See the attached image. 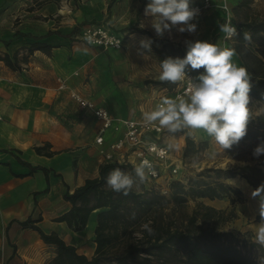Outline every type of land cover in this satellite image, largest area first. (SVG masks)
<instances>
[{"label":"crops","instance_id":"crops-1","mask_svg":"<svg viewBox=\"0 0 264 264\" xmlns=\"http://www.w3.org/2000/svg\"><path fill=\"white\" fill-rule=\"evenodd\" d=\"M24 1L0 0V264H47L56 255L55 246L38 230L21 223L39 216L35 223L41 229L58 233L91 258L97 246L96 212L79 230L57 217L71 207L65 192L99 176L105 162L101 150H107L124 128H108L104 144H98L101 120L72 93L107 108L113 116L136 117L116 104L121 97L115 92L114 69L80 41L83 25L75 29L79 18L72 14L82 13L59 6L50 12L47 6ZM36 42L43 45L36 47ZM233 61L243 66L238 55ZM229 181L253 204L246 215L240 212L249 222L237 226L255 238V226L261 222L259 200L246 179L235 176ZM230 202L208 198L219 209Z\"/></svg>","mask_w":264,"mask_h":264},{"label":"trees","instance_id":"trees-1","mask_svg":"<svg viewBox=\"0 0 264 264\" xmlns=\"http://www.w3.org/2000/svg\"><path fill=\"white\" fill-rule=\"evenodd\" d=\"M244 25L254 33L264 31V21L245 22ZM244 34V31L240 32V44L232 48L238 51L254 75L249 95L264 101V61L248 47L241 46L245 42ZM34 45L43 44L36 42ZM168 46L171 50H167ZM160 51L172 58L186 54L172 42H165ZM246 54L252 56L255 64L246 59ZM186 141L184 157L195 144L189 136ZM240 141H250L254 146L264 141V112L256 115L250 112L247 133ZM116 168L129 175L135 174V168L129 163H102L99 176L88 178L74 191L64 193L71 207L57 217L79 230L86 227L90 214L99 210L94 239L97 246L91 258L79 253L76 246L67 243L58 233L41 229L35 223L41 216L21 222L38 230L46 243L55 246L56 255L47 264H104L111 261L116 264H260L264 247L255 243L252 234L226 228L228 222L237 217L235 206L229 210L219 209L201 200L228 197L232 204L243 201V191L226 180L239 175L258 188L264 175L258 164L209 167L187 182L173 179L169 195L152 188L141 191L133 188L127 196L112 191L106 185V177ZM255 171L260 175L256 177ZM191 199L196 205L189 212L186 207ZM167 208L170 212H166ZM144 224L153 229L152 234L143 227Z\"/></svg>","mask_w":264,"mask_h":264},{"label":"rangeland","instance_id":"rangeland-1","mask_svg":"<svg viewBox=\"0 0 264 264\" xmlns=\"http://www.w3.org/2000/svg\"><path fill=\"white\" fill-rule=\"evenodd\" d=\"M32 2L35 6H47V10L50 12L56 10L58 6L63 7L64 11L69 13L80 11L82 13L79 14L80 17L72 14L76 19L79 18L76 26L87 23H104L123 36L124 45L119 49L95 46L83 39L80 41L85 42L94 49L96 59L106 60L110 69H114L115 92L117 96L121 97V99L115 100L116 104L119 102L120 105H123L127 110V115L131 117L143 118L144 113L156 110L164 98H186L187 78L192 76L195 79L204 71L203 68L187 70L186 77L175 83L161 81L159 79L158 63L168 58V55L160 51L165 42H172L184 53L187 50L186 41L202 40L218 43L221 47H236L240 44L242 37L238 35L231 39H225L224 34L218 28V24L230 22L232 26L236 27L239 34L244 31L251 37L250 42L245 41L241 46L248 47L264 61V31L254 33L244 25L245 22L264 21V0H210L209 6L203 8L197 20L193 21L197 23L195 33H180L173 28L171 32H165L162 37L157 36L151 27V18L144 15L148 0H32ZM204 2L205 0H192V6L202 5ZM22 8H25V5ZM141 29L145 31H141ZM142 39L151 40L150 52L141 47L140 41ZM241 49L243 50V47ZM167 50H171V47L168 46ZM236 53L242 60L243 66L250 73L252 82L254 75L245 65L238 51ZM176 57L180 56L174 58ZM246 59L255 64L250 54H246ZM249 97L248 107L251 114L256 115L264 112V101L257 100L250 95ZM114 118L116 120L114 129L117 131L121 127L117 128L119 120L123 117L114 116ZM122 135L123 133L120 136ZM188 136L194 140L195 144L188 151L187 156L184 157L183 152ZM160 139L172 150L173 159L178 164V171L175 173L166 171L158 178H151L145 173L146 179L143 183L140 182V178L136 174H133L131 176L134 180L133 188L135 190L141 191L152 188L162 194L169 195L171 180L180 179L187 182L190 177L199 176V173L209 167L230 168L240 164H258L264 172V155L255 157L253 151L258 145L254 146L250 141H239L232 148L223 150L202 129L191 130L187 128H181L175 133L164 128ZM262 142L264 141L259 144ZM131 165L134 168L137 167L134 164ZM254 175L257 177L260 173L255 171ZM236 177L243 178L239 175ZM226 181L232 185L229 178ZM261 184H264V175L258 187ZM250 186L253 191L256 189L253 185L250 184ZM261 195H264V192ZM234 196L237 198L238 195L234 194ZM256 198L259 200V197ZM226 199L229 198L226 197ZM201 200L209 204L208 197L201 198ZM230 204L225 210H229L234 205L237 217L228 222L226 228L235 232H245L238 230V226L245 225L246 219L248 223L249 218L244 216L241 218L240 212L246 215V212L253 207L252 202H248L244 198L243 201H236L235 204L230 202ZM195 205V200H189L186 210L190 212ZM95 212L97 214L99 210ZM166 212H170L169 208L166 209ZM135 234H138V232ZM104 264L116 263L111 261Z\"/></svg>","mask_w":264,"mask_h":264},{"label":"clouds","instance_id":"clouds-1","mask_svg":"<svg viewBox=\"0 0 264 264\" xmlns=\"http://www.w3.org/2000/svg\"><path fill=\"white\" fill-rule=\"evenodd\" d=\"M144 15L150 17L151 27L157 36L171 32L193 34L197 30L196 21L200 10L192 6V0H148ZM219 31L225 39L239 35L230 22L218 24ZM244 40L251 37L244 34ZM151 40L142 39L143 49L151 51ZM186 54L183 58L168 57L158 63L159 79L175 83L186 77L187 70L204 69L191 81L185 93L186 98H164L156 110L146 112L143 119L149 124L159 121L161 128L175 133L181 128L202 129L223 150L230 149L247 133L250 118L248 107L252 88L251 75L246 67L233 62L237 54L235 48L221 47L218 43L195 40L186 41ZM191 134V133H190ZM255 157L264 155V142L253 151ZM152 168L148 160L135 167L136 176L143 183L146 179L145 168ZM106 185L112 191L127 196L134 186L131 175L116 168L106 177ZM264 184L252 192L259 197V215L261 222L255 226V243L264 247ZM143 227L152 234L153 229L147 224ZM264 264V256L259 258Z\"/></svg>","mask_w":264,"mask_h":264},{"label":"built area","instance_id":"built-area-1","mask_svg":"<svg viewBox=\"0 0 264 264\" xmlns=\"http://www.w3.org/2000/svg\"><path fill=\"white\" fill-rule=\"evenodd\" d=\"M210 0H205L202 5H194L200 10L209 6ZM81 38L92 45L103 48H122L124 45L123 36L99 23H87L82 26ZM194 78L189 76L186 82V91ZM185 91V92H186ZM73 97L81 106L92 110L93 114L102 122L100 131L96 136V142L104 144L105 132L108 128L116 126L114 116L105 107L96 106L89 99L84 98L80 93H72ZM3 115L0 113V122ZM124 128L123 135L112 140L107 150L102 149L101 153L105 161L124 162L139 166L144 160L152 164V168H145V173L151 178H158L164 172H177L178 164L173 159L172 150L160 139L164 128L159 126V121L149 124L143 118H122L119 120L117 128Z\"/></svg>","mask_w":264,"mask_h":264}]
</instances>
